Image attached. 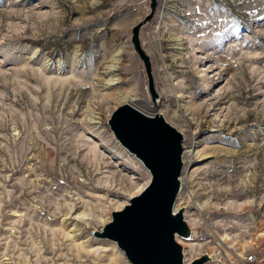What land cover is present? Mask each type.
Masks as SVG:
<instances>
[{
    "label": "rangeland",
    "instance_id": "374dc122",
    "mask_svg": "<svg viewBox=\"0 0 264 264\" xmlns=\"http://www.w3.org/2000/svg\"><path fill=\"white\" fill-rule=\"evenodd\" d=\"M149 3L0 0V264H129L91 232L149 180L107 126L127 98L151 101L131 43ZM138 37L152 114L195 144L185 262L243 264L264 250V0H156Z\"/></svg>",
    "mask_w": 264,
    "mask_h": 264
},
{
    "label": "water",
    "instance_id": "95a60500",
    "mask_svg": "<svg viewBox=\"0 0 264 264\" xmlns=\"http://www.w3.org/2000/svg\"><path fill=\"white\" fill-rule=\"evenodd\" d=\"M149 13L133 26L131 43L145 68L151 101L155 102L149 56L141 47L140 27L151 20L156 0H149ZM107 126L119 145L133 155L149 174V180L121 209L112 211L108 222L93 230L96 239L113 242L129 264H184L181 240L193 239L184 208H175L183 168L184 135L161 114L147 115L123 104L116 107ZM208 254L188 264H206Z\"/></svg>",
    "mask_w": 264,
    "mask_h": 264
},
{
    "label": "bare ground",
    "instance_id": "6f19581e",
    "mask_svg": "<svg viewBox=\"0 0 264 264\" xmlns=\"http://www.w3.org/2000/svg\"><path fill=\"white\" fill-rule=\"evenodd\" d=\"M119 59L115 58L114 61H112L108 66H106L105 68V73L107 75H111L114 71L117 70V66L119 65ZM116 79L115 78H112L109 76V78L107 79L106 81V85L108 84L109 86L111 84H114L116 83ZM124 104H128L132 107H134L135 109L139 110L140 112H144V114H147V115H153L152 112H153V104L151 101H147V100H137L136 98H127L125 101H124ZM123 105V104H121ZM150 112V113H149ZM160 114V113H158ZM181 115H184L183 112L181 113ZM195 144L194 145H191V146H185L184 147V150H183V144H182V155H181V158L184 157V155H187V156H190L192 155L193 153H195ZM142 190V186H139L138 189L136 190L137 193H139L140 191ZM175 210L177 209V205L175 203ZM187 221V220H186ZM187 223L189 224V222L187 221ZM193 236H195V233L193 231ZM194 238V237H193ZM192 240V239H191ZM191 240H183V241H188V246H191V248H193L195 245L199 244L196 242H189ZM181 239H179V243L180 244H183V242ZM183 248V247H182ZM254 255V254H252ZM252 255H249L248 257L252 256ZM183 258H184V264H188L190 261L188 262H185V255H184V248H183ZM112 264V263H111Z\"/></svg>",
    "mask_w": 264,
    "mask_h": 264
},
{
    "label": "built area",
    "instance_id": "2783aa9c",
    "mask_svg": "<svg viewBox=\"0 0 264 264\" xmlns=\"http://www.w3.org/2000/svg\"><path fill=\"white\" fill-rule=\"evenodd\" d=\"M263 253H264V250L263 251L259 250L258 252L255 253V255H252L250 257H245L243 264H254V262H256V259L258 257H264Z\"/></svg>",
    "mask_w": 264,
    "mask_h": 264
}]
</instances>
